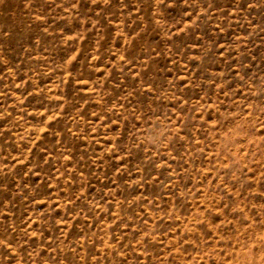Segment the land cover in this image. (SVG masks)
Listing matches in <instances>:
<instances>
[{
	"label": "clouds",
	"instance_id": "9594fccd",
	"mask_svg": "<svg viewBox=\"0 0 264 264\" xmlns=\"http://www.w3.org/2000/svg\"><path fill=\"white\" fill-rule=\"evenodd\" d=\"M13 3L0 264H264V0Z\"/></svg>",
	"mask_w": 264,
	"mask_h": 264
},
{
	"label": "rangeland",
	"instance_id": "374dc122",
	"mask_svg": "<svg viewBox=\"0 0 264 264\" xmlns=\"http://www.w3.org/2000/svg\"><path fill=\"white\" fill-rule=\"evenodd\" d=\"M9 6L10 7H14L15 6V4L13 3V0H9ZM170 12L172 13V14H175L176 13V10L175 9H171L170 10ZM48 41L46 40V43H47ZM187 79V77H182V80H186ZM35 99H37V98H33V100H35ZM38 179V178H37ZM41 207H43V205H41Z\"/></svg>",
	"mask_w": 264,
	"mask_h": 264
}]
</instances>
